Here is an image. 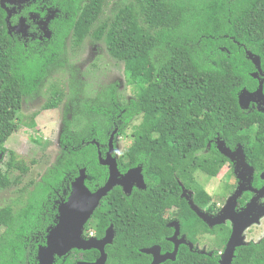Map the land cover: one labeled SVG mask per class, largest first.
I'll return each instance as SVG.
<instances>
[{
    "label": "trees",
    "instance_id": "obj_1",
    "mask_svg": "<svg viewBox=\"0 0 264 264\" xmlns=\"http://www.w3.org/2000/svg\"><path fill=\"white\" fill-rule=\"evenodd\" d=\"M108 3L48 0L47 6L57 12L49 24L52 36L28 49L8 36L0 8V192L21 184L30 171L6 150L5 143L24 125L22 104L36 94L46 70L58 62L66 39L74 47L87 37L103 41L108 54L122 64L126 85L134 91L125 104H119L115 88L105 104H84L83 115L76 116L61 134L57 163L33 184L26 202L16 211L9 205L0 208V264L35 263L37 247L44 244L45 230L52 226V207L66 200L79 171L85 169L90 192L106 181V169L98 164L92 142L105 145L114 131L116 137L123 136L134 119L140 122L132 126L131 144L119 157L117 170L123 174L144 167L149 188L134 189L126 196L115 187L103 200L112 207L98 209L92 218L104 224L107 219L99 213H112L110 219L120 230L108 249L124 259L151 244L155 235L150 233L151 222L172 206L174 219L189 239L200 232L203 224L182 198V187L193 191L192 200L200 209L211 203L196 175L213 179L226 164L213 146L215 138L230 149L237 143L245 145L248 158L264 155L260 140L264 115L246 113L238 101L241 91L256 88L249 75L253 66L242 47L259 58L264 72V0L230 5L222 0H121L99 23ZM50 94L45 109L56 108L62 100L59 92ZM86 115L90 122L81 126ZM33 120L25 125L33 128ZM247 123L258 128L245 131ZM126 223L128 233L123 230ZM238 255L234 264H264L262 245ZM175 263L215 264L183 247Z\"/></svg>",
    "mask_w": 264,
    "mask_h": 264
},
{
    "label": "flooded vegetation",
    "instance_id": "obj_2",
    "mask_svg": "<svg viewBox=\"0 0 264 264\" xmlns=\"http://www.w3.org/2000/svg\"><path fill=\"white\" fill-rule=\"evenodd\" d=\"M222 1L230 5L256 0ZM47 2L48 0H4L3 4L0 2V8L5 13V24L8 36L13 41L22 43L25 49L33 48L36 45L40 46L46 41L42 38V32L38 30L39 27L32 18H35L34 15H37V19H43L48 13H50L51 9L49 6H47ZM116 2L119 3L121 0H117ZM32 8L35 9V11H32ZM50 22L48 23V30ZM36 31H38V33ZM49 32L50 39L52 33L50 30ZM242 50L244 56L253 66V71L249 74L251 77V75L256 72V68L252 64V61L247 57L249 51L245 47H242ZM252 79L256 82V88L253 91L248 92L250 94L256 93L259 83L264 81V72L262 71L257 75L256 78L253 77ZM243 105H247L246 109H242L246 113H257L259 115H264V95H262V97L259 95H246L244 97ZM256 128H258L256 123H247L245 125V131L255 130ZM110 136L111 135H109L105 145L98 143L95 145L96 142H92V144L96 147L98 164L106 169V181L109 176L108 167L101 165L99 160H107L106 153L109 151L108 145ZM251 137L254 138L255 136L251 135ZM114 138H116V134ZM260 140L263 141L264 146V139L260 137ZM125 142L127 143L126 147L128 148L131 144V141ZM220 142L224 143V148H226L228 153L231 154V158H227L220 153L218 149ZM213 146L218 151V153L227 160L226 164L222 166L218 175L215 177L218 178V184L225 186V191L218 193L217 199H212L211 203L208 204L204 209H200L193 202V204L202 213L208 216L207 220L199 218L197 214L191 210L186 198L183 197V199L186 200L190 210L203 224V228L199 233H196L193 238L189 239L187 235L182 232V224L179 220L174 219L175 211L173 210L172 206L170 209H166L164 213L159 216L158 220L151 222L152 230L150 233L155 234L151 244L140 247L137 250L138 253L136 255H131L126 259L121 258L116 253L113 254L112 251L110 252L108 249L115 242L117 230H120L118 226L116 229L110 219L112 213H99L101 218L107 219V223L102 224L95 219L92 220L98 209L105 210L106 208L112 207L108 203L103 202V200L107 197L106 196L101 200L97 209L92 213L88 221L82 226L80 240L82 241L83 246H88L92 242L97 244L103 242L104 240L108 241V243L103 247L105 264H153L154 261H159L157 264H176V257L181 247L188 251V253L199 256L201 260H204L205 258L212 263L221 264L223 258L227 254L230 242L231 245L233 244L234 250L230 257L229 264H234L237 256L240 257L238 253L243 249L250 247L257 249V247L260 245H262L264 249V155L262 157L254 155L252 158H248L245 154V145L237 143L233 149H230L226 146L225 142L219 140V138H215L213 141ZM210 147L211 145L208 144L207 148L210 149ZM126 149L122 150V152H120L118 155V158H116V165L118 164L119 157ZM136 168H140L141 170L140 173L144 188H138L135 183H131V192L134 189L146 192L149 188V179H147L142 172L144 167L138 166ZM224 168L227 169L225 173H223ZM129 170L123 174L120 173V175L124 176ZM196 178L200 184L212 181V179L208 178L203 173H197ZM116 187H119L123 192V188L120 186ZM97 189H95L93 192H95ZM188 191L191 192L190 199L192 200L194 193L191 190ZM68 197L66 200H61V202L56 203V205L52 207V211L54 212L52 214V226L45 230L44 244L37 247V253L35 256L36 260L33 264H39V250L47 247L49 235L51 231L60 223V217L63 216L61 213V208L67 201ZM8 205L12 206L13 210L16 211L14 206L15 204H7L5 206ZM65 216L72 217L75 216V214L67 212L65 213ZM215 218H217L216 221L218 223H215ZM128 224L129 223L123 225V230L125 233H128ZM142 230L143 233L146 234L144 223L142 224ZM73 233L74 231L69 227L66 232H64L60 242L65 241L66 238H71ZM140 239L141 243L144 244V238L140 237ZM112 248L114 251H118L117 246H113ZM175 250L176 255L174 259L170 258L173 256ZM253 256L256 257L255 254ZM100 257L101 252L97 249L83 250L74 248L70 249L62 256L54 255L53 264H56V261H58L59 264H95L100 259Z\"/></svg>",
    "mask_w": 264,
    "mask_h": 264
},
{
    "label": "rangeland",
    "instance_id": "obj_3",
    "mask_svg": "<svg viewBox=\"0 0 264 264\" xmlns=\"http://www.w3.org/2000/svg\"><path fill=\"white\" fill-rule=\"evenodd\" d=\"M116 1L109 0L99 23L110 15L112 5ZM56 15V11L50 10L43 19H37V15L32 18L46 41L50 35L48 23ZM112 88H115L119 104H125L134 97L132 87L126 85L124 80L122 64L108 54L104 42H95L92 37H87L79 47H74L70 38L66 39L58 62L46 70L36 94L22 104L21 117L24 125H20L5 143L6 150L23 160L30 171L22 178L21 184L0 192V208L7 204H15L17 210L26 202L33 184L57 163L61 153L59 141L66 125L76 116L83 115L84 104L88 106L96 103L105 104ZM52 91L59 92L62 100L56 108L45 109L44 106L51 99ZM32 117L34 127L28 128L25 124H28ZM84 120L81 126L84 124L86 126L90 122L87 115ZM139 122L138 118L134 119L123 136L113 139L112 159L118 158L120 152L127 148L125 141L132 140V126L138 125ZM8 158L5 157L4 161ZM226 170L224 168L223 173ZM202 185L213 200L217 199L218 193L225 191V186L218 184V178Z\"/></svg>",
    "mask_w": 264,
    "mask_h": 264
},
{
    "label": "water",
    "instance_id": "obj_4",
    "mask_svg": "<svg viewBox=\"0 0 264 264\" xmlns=\"http://www.w3.org/2000/svg\"><path fill=\"white\" fill-rule=\"evenodd\" d=\"M0 2L1 4H3L4 0H0ZM247 57L252 61V64L256 68V72L252 74V77L256 78L257 75L261 73L260 60L258 57L252 55L251 53H248ZM262 84L263 81L259 83V87L256 93L254 94H250L246 90L241 91L240 95L238 96L239 106L241 107V109L247 108V105H243L244 97L246 95H259L260 97H262ZM115 134L116 131L111 134L109 139V151L107 154V160H99L101 165L108 167L109 176L107 181L102 187L98 188L95 192H90L85 186V169H81L79 171L78 176L71 184V193L67 201L61 208V213L63 214V216L60 217V223L51 231L48 238L47 247L39 250V264H53L54 255L62 256L70 249L74 248L83 250H99L101 252V257L95 264H105V255L103 253V247L108 243V241L104 240L103 242L97 244L92 242L88 246H83L82 241L80 240V232L82 226L88 221L92 213L97 209L101 200L105 198L116 186H120L121 188H123V192L126 196L131 193V183H135L138 188H144L140 168L129 170L124 176L120 175V173L118 172L116 159L114 160L111 158L113 154V139ZM95 145H97V143H95ZM218 149L222 155L227 158H231V154H229L228 150L224 148L223 142L219 143ZM190 196L191 192L182 187V198H186L191 210L195 212L199 218L207 220L208 216L202 213L193 204V201L190 199ZM67 212L73 213L75 214V216H65V213ZM216 220L217 218H215V223H218ZM65 221L67 226L65 225ZM68 226L74 231L73 236L71 237L72 240L69 237L66 238L65 241L60 242V239L63 236L64 232H66V230L69 228ZM233 250V244L231 245L230 242L227 254L223 258L221 264H229ZM175 255L176 250L173 253V256H171L170 258L174 259ZM158 262L159 261H154L153 264H157Z\"/></svg>",
    "mask_w": 264,
    "mask_h": 264
}]
</instances>
